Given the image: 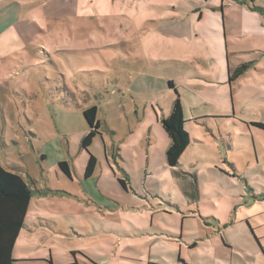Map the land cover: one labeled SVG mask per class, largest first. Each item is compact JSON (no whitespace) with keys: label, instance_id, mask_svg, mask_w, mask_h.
<instances>
[{"label":"rangeland","instance_id":"374dc122","mask_svg":"<svg viewBox=\"0 0 264 264\" xmlns=\"http://www.w3.org/2000/svg\"><path fill=\"white\" fill-rule=\"evenodd\" d=\"M206 2L0 0V164L33 190L17 264H50V257L53 264H171L152 260L161 254L206 260L216 244L225 247L220 233L199 239L195 251L179 239L212 236L214 214L231 207L232 216L255 215L264 234V130L205 118L226 115L168 84L186 77L176 49L211 43L198 25ZM256 4L264 8V0ZM179 91L191 119L203 118L186 122L190 145L171 167L162 119ZM92 106L100 128L85 148L84 110Z\"/></svg>","mask_w":264,"mask_h":264},{"label":"crops","instance_id":"0c3cea01","mask_svg":"<svg viewBox=\"0 0 264 264\" xmlns=\"http://www.w3.org/2000/svg\"><path fill=\"white\" fill-rule=\"evenodd\" d=\"M207 2V4L205 3L207 10L205 14L202 12L199 18L203 17L204 21L199 22L198 25L201 26L202 32L207 35L211 43L204 45V47L192 46L187 51L176 49L175 53L178 54L176 57L185 56V60L180 62L173 60V62H179L180 65L186 66V70L178 66V69L183 71L182 74L186 77H184L183 84L178 82L180 84L176 85L175 82H171H173L176 90L184 86L193 94L198 95L210 111H217L219 114L226 115L204 116L205 118H232L236 124L242 120L251 121L252 124L254 122L264 123V8L258 6L256 1L254 3L246 1L241 3L234 0H222L220 5L208 0ZM5 30L0 32V36ZM11 38L16 39L15 37ZM28 45L16 49L15 52L20 55ZM182 52L185 54L182 55ZM198 53L205 60L203 63L197 60ZM250 53L253 55H247ZM189 55H191V59L186 58ZM19 57H23V55ZM249 62H253L249 69L239 77L231 79L234 70L243 63ZM193 71L196 76H194ZM201 91L204 92L201 93ZM179 95L184 107L186 122H193L194 120L198 124L199 119L203 117L191 119L192 115L187 109L184 95L181 92ZM174 100L175 96L172 99L171 107H173ZM193 104L196 105L197 103L193 100ZM191 109H198V107ZM206 125L209 130L214 131L213 128H210L212 127L210 123ZM231 208L226 215L214 214L216 217L214 222L219 229L214 231L216 233L212 236L196 237L194 242H188L182 240V234L179 239L184 246L195 251L201 244L199 239H203L204 242H208L209 239L216 241L217 235L220 233L225 247L222 246L220 249L219 245L216 244L215 251L208 259L204 260L200 254L194 256L192 260L182 255L177 259L176 256L170 258L161 254L152 260L155 263L160 260L169 261L171 264H176V260L181 264H264V234L256 231V228H259L261 224L254 220L255 215L245 214L243 209L232 216ZM198 211L203 214L201 210ZM223 223L226 226L221 227ZM221 228L223 229L220 230ZM168 236L176 237L171 234ZM153 239L166 240L159 236H154ZM17 242L15 249L18 245ZM76 252H72V254ZM21 261L15 260L13 264ZM49 262L53 264L51 257ZM72 264H81V260L77 258Z\"/></svg>","mask_w":264,"mask_h":264},{"label":"trees","instance_id":"16d2710c","mask_svg":"<svg viewBox=\"0 0 264 264\" xmlns=\"http://www.w3.org/2000/svg\"><path fill=\"white\" fill-rule=\"evenodd\" d=\"M234 1L254 3L256 0ZM252 65L253 62L240 65L231 76V79L239 77ZM169 86L175 89L171 81ZM84 116L90 126V131L83 138V146L88 148L94 137L99 133L100 122L97 120V108L92 106L85 109ZM185 124L184 107L177 92L171 113L162 119L163 128L170 138L166 158L171 167L179 165L182 154L190 145V135ZM253 124L264 130V123L254 122ZM95 164L96 158L91 155L86 170L87 177L92 175ZM59 167L70 176L66 161L59 162ZM32 192L33 190L21 175L5 169L0 164V264H13L15 261L13 252L20 232L25 226V218L31 202Z\"/></svg>","mask_w":264,"mask_h":264}]
</instances>
